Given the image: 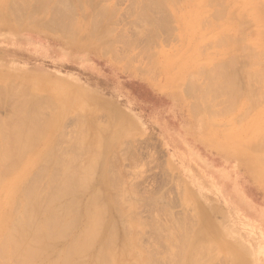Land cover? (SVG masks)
Returning a JSON list of instances; mask_svg holds the SVG:
<instances>
[{"label": "rangeland", "instance_id": "obj_1", "mask_svg": "<svg viewBox=\"0 0 264 264\" xmlns=\"http://www.w3.org/2000/svg\"><path fill=\"white\" fill-rule=\"evenodd\" d=\"M38 1L26 0L21 14L14 15L12 7L14 12L0 18V95L8 89L16 97L21 89L25 101L19 94L16 111L28 112L33 105L30 112L42 109L41 120L55 126L52 152L61 159L64 154L62 160L68 156L64 163L81 168L95 155L94 188L118 195L111 200V217L117 245L129 262L184 264L186 247L198 239V250L209 249L197 254L199 264H264V184L236 146L210 136L208 117L195 110L199 91L220 67L238 73L237 83L245 84L240 73L245 59L233 64L236 47L216 37L227 31V17L212 9L230 0L212 1L216 7L203 10L206 20H199L203 0L161 7L153 2L149 21L138 0H67L60 13L64 17L53 5L33 13ZM246 1L256 7L264 0ZM3 4L0 0V9ZM99 8L108 13L102 15ZM97 13L99 28L110 31L106 38L89 33ZM30 97L36 105H30ZM210 99L217 114L227 112L217 118L232 116L231 124L239 129L234 133L244 131L234 119L238 112L224 106L227 96ZM21 101L25 109H19ZM88 107L93 109L91 124ZM8 114L11 107L0 105V117ZM16 125L15 117L8 120V127ZM215 131L223 137V129ZM93 136L97 149L84 142L83 137ZM81 196L85 203L87 194ZM203 225L207 230L199 239ZM229 241L247 256L224 247Z\"/></svg>", "mask_w": 264, "mask_h": 264}, {"label": "bare ground", "instance_id": "obj_2", "mask_svg": "<svg viewBox=\"0 0 264 264\" xmlns=\"http://www.w3.org/2000/svg\"><path fill=\"white\" fill-rule=\"evenodd\" d=\"M19 1L4 0V7L0 9V18L4 19V16H8L9 10L13 8L15 9V12L13 9L14 15L21 14L22 12L19 11L22 6H26L27 2L26 0L22 3ZM138 1L142 3L141 10H144L141 11L142 16L146 15L144 19L147 17L150 19V5L155 3V6L161 7L167 2H178V0ZM212 1L219 3L218 0L202 1L199 20H206L208 14H205L203 10L211 5ZM38 2H41L40 6L34 8L33 13H42L45 8L53 5L55 12L60 14L65 12L62 8L67 0H39ZM229 2L230 4L224 3V6H219L221 8L218 10L212 9V12L215 11L216 14L220 11L218 13L222 12L227 17V31L232 30L233 34H227L226 31L216 37L221 36L220 39L236 47V55L231 60L233 64H236L242 57L245 59L243 72H240L244 74L245 84L242 87L237 83L239 77L234 78V76L238 73L234 72L232 75L227 71L228 69H225L226 67H220L223 70H218V76L223 78V82L216 80L218 77L216 71V76L208 82L209 84H206V88L203 87L199 91L200 104L195 107V110L201 111L208 117V124L211 128L210 136L225 139L230 145L236 146L240 150L236 152L245 158L244 160L252 166L251 170L257 172V177L264 184V119L259 116L261 114L264 116V1L256 7H252V4L246 0H230ZM212 7L216 6L212 4ZM97 10L102 12L100 8ZM56 13L54 14L57 15ZM107 13L104 10L102 15ZM96 16L91 19L93 28L89 33L92 36L99 34V37L106 38L110 31L99 28L101 17ZM148 18L146 20L149 21ZM58 27L63 28L59 23ZM36 86L40 87L38 84ZM8 88L14 89L13 92H18L17 87V89ZM7 90L0 95V105L6 104L11 107V115L8 114L10 117H0V264H131L127 253L125 256L122 252L124 250H119L121 246L117 245L119 243V241L117 243L119 239H117V227L115 220L111 217V200L117 201L115 197L118 195H110L111 190L108 192L106 188H94L95 155H92L85 164L83 163L81 168H72L70 162L64 163V160L69 161L68 156L62 160L64 154L61 155V159L60 155L57 157L52 152L55 126L50 124L53 122L41 120V108L37 107L35 112H30L31 108H34V105L31 107L30 105L32 103L36 105L37 101L34 102V99L30 97L33 102L29 101L31 103H29V111H16L13 106L14 100L20 102L18 98L25 93L18 89L21 94L18 93L14 97L9 92L12 90ZM221 95L224 100L226 96L228 97V103L225 101L224 106L230 104L232 111L238 112L234 119L239 121L237 124L241 123L244 126V131L241 130L239 134L234 133V130L239 129L231 124L232 116L226 115L225 118L219 119L217 117L222 118L227 112L223 111L224 114L220 112V116V113L217 114L214 110L216 108L218 110V107L214 108L213 104L210 105L211 97ZM24 97L25 95L23 99ZM241 100L245 101L241 103L242 107H239ZM22 101L23 106L21 105L19 109H25L24 107L28 104V100L24 102L25 105ZM247 105L248 109L245 108ZM87 110L90 112L87 115V123L91 124L93 109L90 107ZM255 113L256 116L249 118ZM13 117L17 119V125L14 128L8 127V120ZM88 126L92 127V125ZM217 128L223 129L221 132L223 137H218L215 131ZM83 138L89 149L95 147L97 149L98 139L95 136ZM105 170V168L102 169L104 178ZM82 194H87L85 203H82L84 197L81 196ZM77 227H80L79 232H77ZM206 227L203 225L198 232L199 239L204 237ZM195 241H191L185 249L186 253L182 257L184 264H199L197 256L203 255V252L207 254V250L209 252L207 248L202 249L204 245H200L201 243L198 245L202 250H198L199 246L196 247V244L199 240L195 239ZM224 247L228 250L232 247L236 252L247 256L244 249L233 245L231 241ZM194 252L196 257H194ZM252 252L254 251L250 247L249 256L253 254ZM87 258L89 263L84 262ZM138 259V264H142L143 260Z\"/></svg>", "mask_w": 264, "mask_h": 264}]
</instances>
